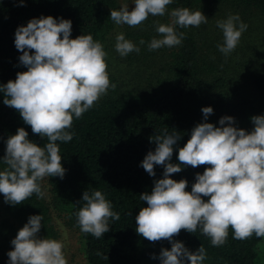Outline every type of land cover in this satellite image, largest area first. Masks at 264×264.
I'll use <instances>...</instances> for the list:
<instances>
[{
  "label": "clouds",
  "instance_id": "clouds-1",
  "mask_svg": "<svg viewBox=\"0 0 264 264\" xmlns=\"http://www.w3.org/2000/svg\"><path fill=\"white\" fill-rule=\"evenodd\" d=\"M172 3L173 0H134L133 10L123 5L111 10L110 19L119 26L137 27L150 15L164 16ZM170 16L171 24L156 26L161 38L151 40L149 51L181 45L185 34L177 33V26L198 28L208 22L201 11L187 8L174 9ZM217 27L224 37L218 50L227 56L235 50L248 26L239 15H230L217 21ZM71 31V20L42 16L15 32L14 44L22 53L19 61L27 71L17 73L15 81L0 86L5 95L3 104L15 109L32 133L46 138L47 143L41 147L31 142L24 128L7 139L6 154L0 159L7 166L0 171V194L11 205H19L33 194L44 198L40 182L45 177L63 179L66 170L57 141H71L74 134L67 129L72 127L73 118H81L107 95L109 88H116L109 79L103 45L90 34L70 39ZM144 43L140 41L141 45ZM115 50L126 57L134 51L138 53L140 48L120 33ZM201 111L205 120L213 114L211 107ZM251 122V132L233 127L235 120L230 116L219 120L221 127L206 122L196 125L190 139L179 148L177 164L170 161L174 145L181 138L179 133L165 129L162 135L150 138L156 144L155 151H149L140 166L153 177L155 166H163V178L155 181L151 194L139 195L147 207L140 208L135 223L137 234L144 239L171 243L170 250L161 249V264H203L207 259L203 245L193 253L173 239L181 230L193 234L199 228L213 247L226 243L229 228L236 240H247L253 235L264 238V115L251 117ZM182 166H207L203 174H196L190 192L186 191L187 180L170 178L180 173ZM82 201L85 203L76 215L83 233L99 239L110 230V219H120L99 190L91 194L85 191ZM42 220V215L30 216L18 231L11 241L13 250L7 253L9 264H68L63 242L39 238Z\"/></svg>",
  "mask_w": 264,
  "mask_h": 264
},
{
  "label": "trees",
  "instance_id": "trees-1",
  "mask_svg": "<svg viewBox=\"0 0 264 264\" xmlns=\"http://www.w3.org/2000/svg\"><path fill=\"white\" fill-rule=\"evenodd\" d=\"M201 1L173 0L167 7L170 12L177 8L194 12ZM212 1L233 7L253 6L264 14V0ZM116 8L117 0H0V86L15 81L17 73L27 71L19 61L22 53L14 44L18 27L27 26L30 20L42 16L63 18L72 21L70 39L90 34L98 41L110 30V13ZM176 31L185 34L181 45L172 47L168 53L156 52L153 67L157 68L149 72L136 71L135 74L140 75L136 87L111 88L81 118H73L72 127L67 129L74 134L73 139L57 141L65 175L63 179L46 177L49 199L46 194L42 199L33 194L23 203L11 205L0 194V207L5 215L0 220V264H9L7 253L13 250L11 241L30 216H43L39 238L55 236L51 208L64 210L68 222L80 230L76 213L85 203L82 196L87 190L90 194L101 191L120 219H110V230L99 239L80 230L86 264H161V249L170 250L171 243L144 239L137 234L135 223L140 208L147 207L139 195L151 194L155 181L163 178V166H155L154 177L140 166L147 153L155 151L156 144L150 138L162 135L165 129L179 133L181 138L174 145L170 161L177 164L179 148L190 139L196 125L206 122L221 127L219 120L230 116L235 120L233 127L251 132L254 128L251 117L264 115V74L252 77L255 100L232 99L228 88L231 80L222 71L204 65L203 28L177 26ZM143 41L141 53L155 52L149 51L147 40ZM4 99V93L0 92V159L6 154L7 139L19 128L28 132L31 142L43 147L47 139L33 134L19 113L3 104ZM204 107L213 109L207 120L201 111ZM6 167L0 162V171ZM205 167L182 166L183 170L170 178L187 180L186 191L190 192L196 174H203ZM40 183L43 191L42 181ZM173 239L193 253L203 245L207 252L203 264H262L258 250L264 238L253 235L247 240H236L231 228L221 247H213L199 228L193 234L181 230ZM97 252L102 255L97 256Z\"/></svg>",
  "mask_w": 264,
  "mask_h": 264
},
{
  "label": "rangeland",
  "instance_id": "rangeland-1",
  "mask_svg": "<svg viewBox=\"0 0 264 264\" xmlns=\"http://www.w3.org/2000/svg\"><path fill=\"white\" fill-rule=\"evenodd\" d=\"M123 5L129 6V11L135 7L134 0H117L119 10ZM196 7L207 18L206 24H201L203 28V46L202 60L207 68H216L226 74L231 80L229 94L232 99H256V93L253 89L251 80L253 75L264 74V14L256 7H233L225 3L214 2L212 0H202ZM195 9V10H196ZM170 10L164 16H149L140 26L129 27L127 25H116L112 21L109 31L98 40L107 53L106 62L108 65V74L111 83L116 87L131 88L136 87L140 75L135 72H147L155 70L156 52L164 51L168 53L171 48L163 47L150 52L141 53L132 52L126 57H121L115 50L116 36L120 33L125 35L137 47L141 48L140 41L147 40V46L153 38H161L156 32L158 24H171L172 18ZM230 15H239L240 21L247 24V30L241 35L239 43L235 50L225 56L218 50L217 45L223 44V32L217 27V21L225 20ZM154 68V69H153ZM147 76V75H146ZM111 88H109L108 92ZM43 192L49 199L50 191L46 177L42 181ZM51 219L55 236L53 239L59 240L64 244V254L68 264H86L84 256V245L80 230L68 222L66 212L59 208H51ZM5 215L0 207V220ZM260 261L264 264V244L258 250Z\"/></svg>",
  "mask_w": 264,
  "mask_h": 264
}]
</instances>
